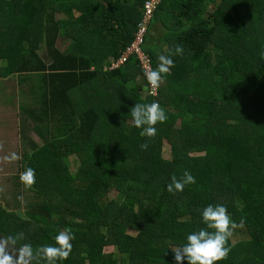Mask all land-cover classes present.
<instances>
[{
    "label": "trees",
    "instance_id": "obj_1",
    "mask_svg": "<svg viewBox=\"0 0 264 264\" xmlns=\"http://www.w3.org/2000/svg\"><path fill=\"white\" fill-rule=\"evenodd\" d=\"M147 1L0 0L4 74L40 85L21 130L30 149L20 167L35 170L36 197L24 214L0 203V235L23 233L35 248L69 228L72 252L58 264H175L170 248L220 204L245 221L246 237H232L219 264H264V0H162L141 51L153 69L160 54L183 53L145 98L137 53L109 68L136 41ZM60 37L72 41L65 51ZM152 102L167 121L148 139L129 114ZM184 171L196 182L170 194L171 175Z\"/></svg>",
    "mask_w": 264,
    "mask_h": 264
},
{
    "label": "clouds",
    "instance_id": "obj_2",
    "mask_svg": "<svg viewBox=\"0 0 264 264\" xmlns=\"http://www.w3.org/2000/svg\"><path fill=\"white\" fill-rule=\"evenodd\" d=\"M182 46L177 45L168 55L160 54L155 69H148L144 72L148 85L153 91L157 90L165 81L170 69L174 67L172 56L181 55ZM132 124L140 129L139 135L152 139L157 134V124L167 121L165 110L158 102L149 104L136 103L130 114ZM148 144L141 145L147 149ZM3 146L0 145V150ZM21 159L20 154L10 152L0 157V161L14 163ZM20 183L27 190L36 182L35 170L31 167L25 168L20 173ZM195 177L190 172L184 171L179 177L172 174L167 184V191L170 194L183 192L187 185L194 184ZM3 192V188H0ZM23 202V197H18ZM202 223L205 227L193 231L186 236V241L179 246L171 247L175 264H219L226 260L231 252L228 246L229 240L233 237L238 228H243L245 221L241 219L236 223L228 214L224 205H208L202 211ZM72 230L66 228L53 237V244H42L33 247L31 243H21L25 239L23 233L0 235V264H58L69 258L72 252V241L75 239Z\"/></svg>",
    "mask_w": 264,
    "mask_h": 264
},
{
    "label": "rangeland",
    "instance_id": "obj_3",
    "mask_svg": "<svg viewBox=\"0 0 264 264\" xmlns=\"http://www.w3.org/2000/svg\"><path fill=\"white\" fill-rule=\"evenodd\" d=\"M76 15H79V13L76 12ZM155 36L158 34H162L161 28L157 27L155 29ZM71 39L65 38V37H60L58 40L55 42L57 44V47L60 48L62 51H65L68 49ZM46 50V49H45ZM44 50V51H45ZM43 51V53H44ZM41 52V54H43ZM47 60V57H46ZM19 76V75H18ZM17 76V77H18ZM23 77V76H19ZM141 80L140 78L136 80V83H139ZM9 89L10 92H12L13 96L11 99H7L8 101H11L8 103V105H16L15 102V97H14V92H21L20 89H22L23 92V97H22V106L24 108L28 107H36V100L32 99V95L28 96V89H31L32 83H20L19 79V85L18 84V78H15L13 81H9ZM25 92V95H24ZM143 96L147 98L148 93L147 89H144L143 91ZM26 114L24 115V112L18 111V116H8V120L6 123L1 122V127H5L3 131V136L0 139V145L3 146L2 150H0V157L7 155L10 152H16L20 154L21 159H22V154L23 150H29L30 146L28 142H25L23 139V121L24 118L26 119ZM14 117L17 118V122L14 119ZM20 118V119H19ZM22 120V122H20ZM33 126V124H31ZM30 126V128H31ZM30 136H32L37 142H41V139L36 136L35 132H30ZM172 149L170 148L169 145L166 146L165 148V157L166 158H171ZM21 159L19 161H16L14 163H5L0 161V188H3V192H0V203H4V205L8 208H11L12 210H20L23 214L25 213V210L27 209V203L30 201H33V199L36 197L34 196V192L31 190L29 191L28 189L26 190L24 186L20 183L19 177L21 173ZM68 164L70 166V169L72 171H76L77 168H79V161L77 158L71 157L69 159ZM23 197V202H21L18 197ZM114 196V193H112L111 197ZM31 198V200H29ZM246 236L242 234L240 228L236 229L233 235V238L235 241H238L240 239L245 238ZM108 252H113L117 251L115 247H109L107 248ZM117 254V252H116Z\"/></svg>",
    "mask_w": 264,
    "mask_h": 264
},
{
    "label": "crops",
    "instance_id": "obj_4",
    "mask_svg": "<svg viewBox=\"0 0 264 264\" xmlns=\"http://www.w3.org/2000/svg\"><path fill=\"white\" fill-rule=\"evenodd\" d=\"M25 27L29 28L28 25L25 26ZM2 46H4V49H3L2 52H1V49H0V52H1L0 53V57H1V54L4 55L6 44H2L0 46V48ZM4 68H5L4 67V62H2L0 60V124H1V122L6 123L7 120H8V116L9 115L18 116V111H21V110L23 111V109H24V107L22 106V97H23L22 89H20L21 92H19V93L18 92H14L16 105H13V104L12 105H8V103H10L11 101H8L7 99H11L12 96H13L12 92H10V89H9V83H8L9 81H13L15 78H18V84H19V79H20V83L21 84L32 83V85H31L32 88L28 89L27 92H29L28 96H30V94H31L33 96L32 99H35V100H36L35 97H37V92L36 93L33 92V89H37L40 86L39 83H38L39 79H38V77L36 75H33V74L30 73V75H27V74L21 75L23 77H19L20 75L19 76L18 75L5 76ZM24 95H25V92H24ZM28 108L30 109V107H28ZM14 119L17 122V118L14 117ZM24 120H25V118H24ZM20 122H22V120ZM4 128L5 127H1V125H0V139L3 136V131L2 130ZM23 152H24V150H23ZM21 172H23V171L21 170ZM1 204L4 205V203H1ZM6 208H8V207H6Z\"/></svg>",
    "mask_w": 264,
    "mask_h": 264
},
{
    "label": "built area",
    "instance_id": "obj_5",
    "mask_svg": "<svg viewBox=\"0 0 264 264\" xmlns=\"http://www.w3.org/2000/svg\"><path fill=\"white\" fill-rule=\"evenodd\" d=\"M162 2V0H148L145 4V14L144 18L140 24L139 31L137 34L136 41L127 49V51L118 59L117 61L113 62L109 70H113L116 68L121 67L127 61L131 54L137 53L142 60V67L144 71L148 69H153L150 60L143 54L141 51L140 46L144 42V37L148 32L149 24L154 16V13L158 7V5ZM160 88V87H159ZM159 88L155 91L151 88L150 85L147 86L148 95L152 97H157L159 95Z\"/></svg>",
    "mask_w": 264,
    "mask_h": 264
}]
</instances>
